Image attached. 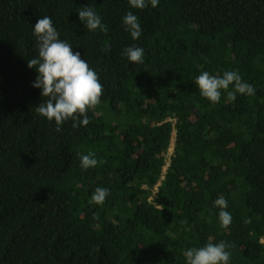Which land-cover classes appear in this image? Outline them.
I'll list each match as a JSON object with an SVG mask.
<instances>
[{"label":"trees","instance_id":"1","mask_svg":"<svg viewBox=\"0 0 264 264\" xmlns=\"http://www.w3.org/2000/svg\"><path fill=\"white\" fill-rule=\"evenodd\" d=\"M83 7L107 32L84 26ZM44 16L103 86L87 126L57 131L36 112L47 97L27 61ZM205 71H236L255 95L221 90L213 104L195 84ZM89 152L102 163L84 170ZM221 241L229 264H264V0H0V264H186L187 250Z\"/></svg>","mask_w":264,"mask_h":264},{"label":"clouds","instance_id":"2","mask_svg":"<svg viewBox=\"0 0 264 264\" xmlns=\"http://www.w3.org/2000/svg\"><path fill=\"white\" fill-rule=\"evenodd\" d=\"M159 0H128L133 9H144L149 4L157 7ZM78 18L89 31L107 32V26L101 23V18L90 7H83ZM125 30L135 40L141 35V26L138 17L128 12L123 18ZM33 34L36 37L38 55L27 61L29 69H35L37 76L32 87L40 89V95L47 99L36 106L39 116L48 121H55L57 131L67 120H72V127L87 126L89 118L87 112L100 104L103 94V86L97 73L91 69L86 60L81 59L79 52H74L71 45L59 39V32L53 26L48 16L39 18L34 26ZM110 45L104 51H109ZM130 63H143L144 50L139 47L124 49ZM200 95L215 104L221 98V90L227 92L229 102L240 95H255V89L242 81V77L236 71H225L222 75H210L202 72L195 80ZM230 85L232 90L228 91ZM102 163L95 158V153L89 152L80 156V166L87 170ZM109 195L106 188L97 187L91 195L90 203L102 205ZM214 206L220 209L218 219L221 227L227 228L232 221L231 214L224 209L227 201L223 196L214 202ZM94 219L98 217L94 216ZM246 222H250L246 221ZM234 245L221 241L219 244L208 243L200 248H191L184 253L186 264H229L230 252L226 249Z\"/></svg>","mask_w":264,"mask_h":264},{"label":"rangeland","instance_id":"3","mask_svg":"<svg viewBox=\"0 0 264 264\" xmlns=\"http://www.w3.org/2000/svg\"><path fill=\"white\" fill-rule=\"evenodd\" d=\"M174 139H175V134L174 132H172V140H171V145L168 151V157L166 159V163L169 162V157L171 156V154L173 153V148H174Z\"/></svg>","mask_w":264,"mask_h":264},{"label":"built area","instance_id":"4","mask_svg":"<svg viewBox=\"0 0 264 264\" xmlns=\"http://www.w3.org/2000/svg\"><path fill=\"white\" fill-rule=\"evenodd\" d=\"M169 163V162H168ZM168 163L166 164L165 168L168 166ZM165 168H164V172H165Z\"/></svg>","mask_w":264,"mask_h":264}]
</instances>
